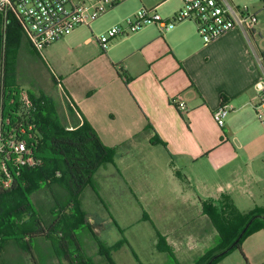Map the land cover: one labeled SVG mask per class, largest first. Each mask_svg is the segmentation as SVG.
<instances>
[{"label":"crops","instance_id":"0c3cea01","mask_svg":"<svg viewBox=\"0 0 264 264\" xmlns=\"http://www.w3.org/2000/svg\"><path fill=\"white\" fill-rule=\"evenodd\" d=\"M169 1L157 0L152 6ZM231 1L246 5L251 0ZM176 10L166 8L163 14L169 18ZM96 38L90 36L85 43L95 47L97 56L73 71L60 69L54 81L59 89L57 109L63 112L69 129L73 122L68 102L75 116L84 117L107 147L122 145L115 162L98 170L93 185L85 189L83 208L85 198L90 204L98 198L107 211L118 198L128 195L141 210L136 225L142 222L152 232L146 244L152 249L151 259L165 254L157 250L159 231L175 251L177 247L189 251L198 247L200 253L192 260L181 261L177 256L181 264H192L210 239L202 202L227 197L239 208L254 190L264 193V101L257 90L258 82L264 80V38L256 28L254 32L235 28L204 44L190 21L164 32L155 24L144 26L136 33L112 38L106 50ZM63 40L68 39L56 43ZM20 50V55L34 51L29 42ZM178 97L186 103L187 113L173 104ZM222 103L229 106L230 113L220 127L213 113ZM149 126L153 130H147ZM155 135L165 145L154 143ZM148 175L154 182L162 181L164 187L153 182L145 185L143 179ZM141 193L150 211L139 203ZM169 206H180L184 218L166 220ZM98 222L104 227L105 220ZM123 229L125 234L119 230L114 243L102 242L113 246L126 239L127 245L112 253L113 260L139 264L131 250L135 234L128 235L136 231L135 225ZM262 232L244 240L245 256L246 242ZM97 251L101 258L99 246ZM25 255L26 264H70L59 259L53 243L44 238L36 239L30 254ZM246 263L250 264L248 259Z\"/></svg>","mask_w":264,"mask_h":264},{"label":"trees","instance_id":"16d2710c","mask_svg":"<svg viewBox=\"0 0 264 264\" xmlns=\"http://www.w3.org/2000/svg\"><path fill=\"white\" fill-rule=\"evenodd\" d=\"M25 42L28 40L20 19L10 15L9 23L5 24L0 13V98L12 111L19 106L18 102L14 106L9 105L22 88L16 81L15 70L17 56ZM120 74L129 83L126 72ZM29 93L36 106L33 119L37 123V133L31 143L42 163L21 170L11 189L0 188V258L5 257L4 253L11 241L22 256V253L30 254L36 239L44 238L53 243L59 259L68 260L70 264H97L87 253L80 238V232L87 230L97 242L100 255L105 257L108 264H115L112 253L127 245L126 239L113 246L102 242L90 226L81 197L85 189L93 185L97 171L115 162L122 145L107 147L83 116L82 119L75 116L76 112L68 102L73 122V128L69 129L63 123L51 96L32 90ZM147 130H153V127L149 126ZM154 143L165 145L158 135H155ZM44 187L51 191L55 201L49 221L42 218L31 199ZM56 192L60 196L58 199ZM202 212L208 221V244L215 243L192 264H218L235 250H240L247 261L242 244L249 236L264 231V208H256L245 216L229 198L223 197L217 202H202ZM157 233V250L165 253L173 264H181L167 238L159 231ZM134 255L137 256L135 252ZM5 259L10 260V257ZM137 261L144 264L139 259ZM21 264H26V258Z\"/></svg>","mask_w":264,"mask_h":264},{"label":"built area","instance_id":"2783aa9c","mask_svg":"<svg viewBox=\"0 0 264 264\" xmlns=\"http://www.w3.org/2000/svg\"><path fill=\"white\" fill-rule=\"evenodd\" d=\"M124 0H0V13L5 24L10 15L20 19L24 33L32 49L42 53L50 45L69 36L79 27H90L93 22L113 10ZM182 8L169 18L158 13L141 11L124 25L114 27L107 34L97 37L106 50L112 38L140 31L147 24H155L161 32L173 29L177 24L190 21L196 26L204 44H210L235 28L254 32L257 25L256 14L247 5H237L231 0H182ZM261 101H264V80L257 84ZM9 106L16 102L19 106L9 110L0 98V188L9 190L24 168L39 166L38 158L31 143L37 133V123L33 119L36 110L29 90L20 88ZM173 104L181 113H187L186 103L175 98ZM230 113L227 104L213 113V119L220 127Z\"/></svg>","mask_w":264,"mask_h":264},{"label":"rangeland","instance_id":"374dc122","mask_svg":"<svg viewBox=\"0 0 264 264\" xmlns=\"http://www.w3.org/2000/svg\"><path fill=\"white\" fill-rule=\"evenodd\" d=\"M154 2L157 3V0L123 1V3L118 5L116 8L93 22L90 26L91 30L88 27L77 29L66 37L68 39L66 42L63 40L60 43L50 45L42 53L36 52V54L33 52H25L21 55L18 54L16 59L17 66L15 70L16 81L18 82V85L28 90H32L37 94L45 93L46 95L51 96L58 108L59 104L57 103L55 97L59 89L55 86L54 82V80H56L55 77L58 75V71L60 69H63L65 71L68 70V72L73 71L77 68L78 65H81L87 59L95 58L97 56V50H95V47L93 45H88L85 43V40L88 37L91 36L94 38L105 35L112 28L124 25L128 19L134 18L143 10H147L151 14L156 12L161 17L166 18V16L163 14V10H166L167 8L169 11L176 9V11H178L180 7L183 6L182 0H170L168 3H164L163 5L158 7L152 6V3ZM240 5H245V3H242ZM246 5H248L251 11L256 14V31H260L262 37L264 38V0H251ZM150 25L153 24H148L146 26ZM61 112L59 111V114L63 123L65 124L66 121L64 119L63 112ZM143 181L145 185H148L149 182H153L160 187H164L162 181L156 180V182H154L155 180H152L150 175L144 178ZM223 184L226 185V182H224ZM162 190L163 188L161 189V191ZM258 191L259 190H254L252 195H250L247 200H242L240 202L241 204L239 205V208L237 207V209L243 215H248L256 208H264V193H260ZM142 194L143 193H141L142 199L139 198V203L147 207V205L144 203L147 201V199L144 198ZM52 197L53 194L47 187H44L31 197L35 208L41 213L42 218L47 221L52 218L51 210L54 208ZM56 197L57 199L60 198L57 192ZM83 203L84 208L86 209L85 211L88 214L90 226L101 241L114 243L119 237V230L122 235H124L125 232L123 227H126L128 224H134L136 231L133 232V230H131V232H128L129 236H131V233H134L136 238L134 239V244H132L133 246L131 247L132 253L134 254L135 252V254L137 255H134V258H138L139 261L144 264H146V262L149 260H152L153 264H173L166 254H158L155 258L151 259L152 249L146 244L148 243V238L151 236L152 232L149 228L143 226L144 224L142 222L136 225L137 221L142 217V215H140L141 210L136 208L134 200H132L128 195H122L121 198H118L116 202H113V206L111 208L109 207L107 211H105V209L103 208V202L98 198L96 203L94 204H90L88 198H85L83 200ZM96 205L100 207H97ZM175 206H178V204H176ZM175 206H169L170 209H165L168 210V214L165 215V219L169 220L170 222H175L176 220H179L184 216L183 213L179 212L180 210H182L180 209L181 207ZM147 210L150 211L148 207ZM103 220H105L104 227L103 225L97 224L99 223L98 221ZM261 234L262 235H258V237H256L257 239H252L246 242L248 254H246V257L249 260L250 264H264V232H262ZM80 238L86 243L85 249L87 253L97 264H108L104 256L101 255V258L97 256L98 246L87 230H82L80 232ZM211 243L212 242H209L208 246H203L202 248H200V251L207 250L208 248L212 247L215 242L212 244ZM175 249L176 251L173 249L174 253L176 257L178 256L181 261L192 260L194 257H196V255L200 253L199 250L196 251L198 247L196 250L191 251H189L188 248L182 247H177ZM18 251L19 250L16 247L15 243L13 241L9 242L4 253L5 257L0 258V264H21L23 258H25V256L27 255H24L22 253L21 256ZM241 254L242 253L240 250H235L218 264H247L246 261L242 259L243 256ZM11 255L14 257H11ZM6 257H10V260L5 259ZM130 259L131 258L129 257V260ZM114 263L116 264L115 261Z\"/></svg>","mask_w":264,"mask_h":264},{"label":"water","instance_id":"95a60500","mask_svg":"<svg viewBox=\"0 0 264 264\" xmlns=\"http://www.w3.org/2000/svg\"><path fill=\"white\" fill-rule=\"evenodd\" d=\"M248 226H249V225H248ZM248 226L243 230V232H242L240 238L242 237V235L244 234V232L247 230ZM240 238H239V239H240ZM239 239L237 240V242L239 241Z\"/></svg>","mask_w":264,"mask_h":264}]
</instances>
